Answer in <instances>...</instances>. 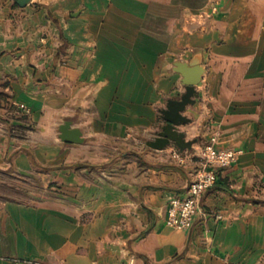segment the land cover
<instances>
[{"label": "crops", "instance_id": "0c3cea01", "mask_svg": "<svg viewBox=\"0 0 264 264\" xmlns=\"http://www.w3.org/2000/svg\"><path fill=\"white\" fill-rule=\"evenodd\" d=\"M178 64L204 69L179 128L197 143L156 150L162 111L186 93ZM66 122L84 143L61 140ZM216 134L242 153L192 228L172 229L168 199L187 195ZM10 170L63 195L0 203V264H264V0H0Z\"/></svg>", "mask_w": 264, "mask_h": 264}, {"label": "built area", "instance_id": "2783aa9c", "mask_svg": "<svg viewBox=\"0 0 264 264\" xmlns=\"http://www.w3.org/2000/svg\"><path fill=\"white\" fill-rule=\"evenodd\" d=\"M25 108V106H22ZM218 134L214 135L209 143L200 151L202 160L201 168L196 173V178L187 188L184 197L172 194L168 199L166 225L175 230H189L192 228L195 216L199 212L203 195L213 187L218 180V168H226L235 164L240 155V150L219 149L217 147ZM173 156L182 160L183 155L175 151ZM222 218V216H219ZM15 264H45L40 261L14 260Z\"/></svg>", "mask_w": 264, "mask_h": 264}, {"label": "water", "instance_id": "95a60500", "mask_svg": "<svg viewBox=\"0 0 264 264\" xmlns=\"http://www.w3.org/2000/svg\"><path fill=\"white\" fill-rule=\"evenodd\" d=\"M179 72L183 75V84L186 86V93L181 97L180 100L171 101L166 110L162 111L163 119L166 124L163 126L162 131L152 141L148 142L147 145L156 150L166 149L171 146L172 143L185 152L192 150L193 145L197 143V140L188 141L186 134L181 132L179 128L186 124H189L191 120L183 113L186 111L189 105L195 104V98L198 97L196 92V86L201 82L204 74V69L201 65H196L193 68H189L188 65L178 64ZM61 140L67 143L82 144L84 138L81 130L72 129L71 123L66 122L60 129Z\"/></svg>", "mask_w": 264, "mask_h": 264}, {"label": "rangeland", "instance_id": "374dc122", "mask_svg": "<svg viewBox=\"0 0 264 264\" xmlns=\"http://www.w3.org/2000/svg\"><path fill=\"white\" fill-rule=\"evenodd\" d=\"M122 151L134 155L135 145H121ZM136 150V151H135ZM63 195L62 188L48 182L44 176L19 174L15 171L0 172V203L16 202L22 204L45 203Z\"/></svg>", "mask_w": 264, "mask_h": 264}]
</instances>
